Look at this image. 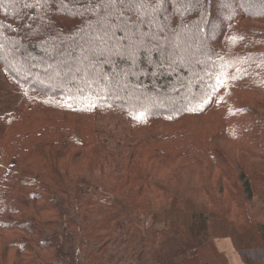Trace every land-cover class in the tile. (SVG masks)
I'll return each instance as SVG.
<instances>
[{"label":"trees","instance_id":"1","mask_svg":"<svg viewBox=\"0 0 264 264\" xmlns=\"http://www.w3.org/2000/svg\"><path fill=\"white\" fill-rule=\"evenodd\" d=\"M33 2L0 0V105L16 99L0 111V244L14 264H227L223 238L263 264L264 9L247 10L261 3L160 0L165 16L138 18L128 1L122 18L48 22Z\"/></svg>","mask_w":264,"mask_h":264},{"label":"snow or ice","instance_id":"2","mask_svg":"<svg viewBox=\"0 0 264 264\" xmlns=\"http://www.w3.org/2000/svg\"><path fill=\"white\" fill-rule=\"evenodd\" d=\"M160 0H151L147 3L146 0H138L135 5H128V0H34L33 3L27 4L26 7L33 11L40 7L44 10L46 21L52 19L51 13L74 15L83 17L85 15L94 17L98 22L107 20L108 18L123 17L125 14L126 5L128 8H135L136 15L139 18L144 13L146 6L152 7L154 4H159ZM45 26H50L46 23Z\"/></svg>","mask_w":264,"mask_h":264},{"label":"rangeland","instance_id":"3","mask_svg":"<svg viewBox=\"0 0 264 264\" xmlns=\"http://www.w3.org/2000/svg\"><path fill=\"white\" fill-rule=\"evenodd\" d=\"M129 1V4H137V2H135V1H138V0H128ZM197 1H199V0H171V3H170V5H177L176 6V8L178 9L179 8V12H182V11H184V9H186V8H188V6H191L192 8H195L196 7V3H197ZM254 1H256V2H259V3H261L258 7H255L256 5H254V7H248L247 8V10H249V11H257V12H261V11H263V9H264V0H254ZM151 3V2H150ZM147 5V4H146ZM154 5H156L157 7H158V9L160 10V13H162V15L163 16H165L164 14V12H166L167 11V8H166V6H167V3H165V4H163L162 2L161 3H159V4H154ZM251 6V5H250ZM151 9V7H148V6H146L145 8H144V15L146 16V17H148V14H147V11H149ZM196 9V8H195ZM202 9V8H201ZM201 9H199L198 10V12L201 10ZM164 13V14H163ZM167 19H168V16L166 17ZM121 22H124V25H131V23H132V21L131 20H124V21H121ZM121 22H118L119 24H121ZM216 34V31L214 30H210L209 32H208V39H211L214 35ZM197 35V34H196ZM195 36V35H194ZM203 35H199V39H202V42H204L203 41V39H204V36L202 37ZM197 38V39H198ZM202 44V47L204 48V46H205V49H206V45H205V43L203 44V43H201ZM157 50L159 51V47H153V49L151 50L153 53L155 52H157ZM181 58H182V62H179V64L180 65H183L184 63H183V61H184V59H186L190 64H196V65H201V63H202V60L205 58V55L201 58V57H199V56H194V55H190L189 54V56H188V54H185V56L183 57V56H181ZM69 78V77H68ZM66 77L65 78H63V80H62V82H65L66 81ZM68 80V79H67ZM132 88H136V86H134V85H132ZM12 95L14 96V93H12ZM136 96H138V97H141V95H136ZM174 96V95H173ZM178 99H180L181 100V98H179L178 97ZM15 101H16V99L14 98V97H11L10 99H8V101H7V103L5 104V105H0V111H2V112H8V111H12L13 109H14V105H15ZM120 128H124V127H126V125L125 124H121L120 126H119ZM191 166L190 165H186V168H190ZM199 167H201V169L199 168L198 169V171L199 172H201V175H203L204 177H205V175H206V168L204 167V166H199ZM199 172H196V173H198L199 174ZM159 178V177H158ZM161 181H163V182H167V184H168V186L170 187V188H172L173 189V187L174 188H179V184L176 182V180H168V181H166V178L165 179H161V178H159ZM181 187L184 189V192L186 193V194H188V195H191V192H190V189H191V186H190V188H188L189 186L188 185H186L184 182H182L181 183ZM196 188H197V190L199 191H202L203 192V190H202V188H201V186H196ZM225 197V196H224ZM256 251H261V250H256ZM262 252V251H261ZM260 252H254V255H258ZM249 257H251L252 258V252L250 253L249 252ZM254 258H257V257H254ZM253 259V258H252ZM261 260H264V258L261 256V258H260ZM16 258H15V254L13 253V252H10V250H6L4 247H3V244H0V264H14L16 261Z\"/></svg>","mask_w":264,"mask_h":264},{"label":"crops","instance_id":"4","mask_svg":"<svg viewBox=\"0 0 264 264\" xmlns=\"http://www.w3.org/2000/svg\"><path fill=\"white\" fill-rule=\"evenodd\" d=\"M216 249L225 255L227 259V264H245L240 254L234 248L233 242L230 239L223 238L217 240Z\"/></svg>","mask_w":264,"mask_h":264}]
</instances>
